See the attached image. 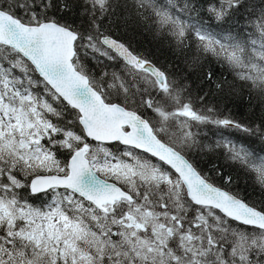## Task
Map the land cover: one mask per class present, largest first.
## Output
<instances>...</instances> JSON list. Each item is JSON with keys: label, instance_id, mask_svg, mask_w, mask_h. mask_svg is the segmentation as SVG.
<instances>
[{"label": "snow or ice", "instance_id": "obj_1", "mask_svg": "<svg viewBox=\"0 0 264 264\" xmlns=\"http://www.w3.org/2000/svg\"><path fill=\"white\" fill-rule=\"evenodd\" d=\"M0 264H264V0H0Z\"/></svg>", "mask_w": 264, "mask_h": 264}, {"label": "trees", "instance_id": "obj_2", "mask_svg": "<svg viewBox=\"0 0 264 264\" xmlns=\"http://www.w3.org/2000/svg\"><path fill=\"white\" fill-rule=\"evenodd\" d=\"M136 40L143 42L145 47L152 48L153 51L156 52L157 56H159L161 63L165 62V59L168 56V53L166 51L157 49L154 46V44L149 43V41L152 40L151 36H146V37L145 36H137ZM213 67H214V65H213ZM176 72H177L178 76H184V77L188 78V83L191 86L192 95H193V97H195L197 87L200 84V79H199V77L201 75L200 72L193 69L191 66L186 65L183 61L179 62L178 67L176 68ZM233 111L234 112H243L245 115H247L249 112V108H248L247 104L245 103L239 109L233 108ZM237 118H240V117L238 116ZM238 135H240V134H238ZM256 146L259 147L260 146L259 143H257ZM205 159H207V157H205ZM220 162L223 163L222 160ZM234 175L238 176V183L240 185V189L244 190L246 188L247 191L249 192V194H251L253 196V199L257 198L258 189L253 188L252 181L250 180V178L248 176L243 175L242 173H234Z\"/></svg>", "mask_w": 264, "mask_h": 264}]
</instances>
